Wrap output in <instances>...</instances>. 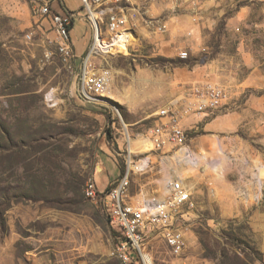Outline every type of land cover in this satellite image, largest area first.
I'll list each match as a JSON object with an SVG mask.
<instances>
[{
	"label": "rangeland",
	"instance_id": "rangeland-1",
	"mask_svg": "<svg viewBox=\"0 0 264 264\" xmlns=\"http://www.w3.org/2000/svg\"><path fill=\"white\" fill-rule=\"evenodd\" d=\"M64 2L76 13L79 49L89 35L86 10ZM41 3L0 0V264H123L112 254L121 231L84 185L92 179L104 191L124 166L126 133L130 142L144 135L160 108L203 81L227 89L229 105L188 117L185 146L141 155L130 145L133 162L144 164L130 176L132 202L162 198L176 179L191 193L177 216L182 252L153 232L143 259L264 264V0H133L132 45L94 60L110 75L99 103L78 92L87 45L74 49L70 68ZM52 9L64 13L56 2ZM194 157L203 162L191 164Z\"/></svg>",
	"mask_w": 264,
	"mask_h": 264
},
{
	"label": "built area",
	"instance_id": "built-area-1",
	"mask_svg": "<svg viewBox=\"0 0 264 264\" xmlns=\"http://www.w3.org/2000/svg\"><path fill=\"white\" fill-rule=\"evenodd\" d=\"M41 2L38 13L48 20L55 33L56 49L62 60L71 68L76 56L72 49L69 30L76 15L65 11L63 14L54 12L50 3ZM80 2L86 10L84 19L89 29V38L85 54L79 59L78 92L84 102L99 103L107 94L110 75L107 70L97 68L94 60L97 56L112 54L109 50L116 43H127V49L132 45L135 39L131 13L135 7L133 0H80ZM108 4H112L113 7H108ZM158 29L165 31V24ZM179 57L186 60L188 52L180 51ZM229 101V92L218 83L203 81L190 84L179 96L156 112V123L140 136L142 143L137 147V152L141 155H165L182 148L188 140L184 128L188 117L201 119L225 108ZM126 142L127 152L122 177L114 186L105 188L104 191L98 190L94 180L90 179L84 185V196L89 200L100 201L105 214L120 229L122 238L112 254L123 264H131L132 251H135L140 262L145 264L141 246L146 234L153 232H158L162 236L172 254L179 255L185 242L177 225V216L182 208L191 206V193L181 180L176 179L167 183L162 198L152 196L132 202L128 196L130 176L138 172L144 164L133 162L134 151L130 149V138L127 133Z\"/></svg>",
	"mask_w": 264,
	"mask_h": 264
},
{
	"label": "crops",
	"instance_id": "crops-1",
	"mask_svg": "<svg viewBox=\"0 0 264 264\" xmlns=\"http://www.w3.org/2000/svg\"><path fill=\"white\" fill-rule=\"evenodd\" d=\"M41 1H46V2H48V3H50V6H51V9H52V3H58L59 4V6L65 11V12H71V13H73V14H75L76 15V13L74 12V11H72V10H70L68 7H67V5L65 4V2H64V0H53V1H47V0H41ZM80 1V0H79ZM53 10V9H52ZM54 12H57V11H55V10H53ZM58 13V12H57ZM85 16V15H84ZM84 16H82V21H83V23H85V19H84ZM73 24H74V20H73V23H72V27L70 28V30H69V36H70V40H71V45H72V49H73V51H74V49H75V51H76V53H82V51H83V48L87 45V42H88V39L86 40V42L85 43H83V45L78 49V47H77V45H76V42L74 41V38H73V36H72V28H73ZM86 24V23H85ZM88 38H89V35H88ZM75 53V52H74ZM76 56H77V54H76ZM198 119V118H197ZM215 177V176H214Z\"/></svg>",
	"mask_w": 264,
	"mask_h": 264
},
{
	"label": "trees",
	"instance_id": "trees-1",
	"mask_svg": "<svg viewBox=\"0 0 264 264\" xmlns=\"http://www.w3.org/2000/svg\"><path fill=\"white\" fill-rule=\"evenodd\" d=\"M123 173H124V166H123V164H122V167H120V168L118 169V171H117V178H115V180L112 181V184H109L107 188L114 186L115 183L117 182V180H118L120 177H122ZM107 217H108V216H107ZM108 218H109V217H108ZM109 221H110V219H109ZM120 262H121V261H120ZM136 263L139 264V263H140V259H139L138 255L136 254V252H135V251H132V260H131V264H136Z\"/></svg>",
	"mask_w": 264,
	"mask_h": 264
},
{
	"label": "bare ground",
	"instance_id": "bare-ground-1",
	"mask_svg": "<svg viewBox=\"0 0 264 264\" xmlns=\"http://www.w3.org/2000/svg\"><path fill=\"white\" fill-rule=\"evenodd\" d=\"M114 45H117V46H120V47H124V43H120V44H114ZM140 143H142L141 141H140V137L138 138V139H136V140H131V142H130V145H133V146H135L136 148L137 147H139L140 146ZM133 151V150H132ZM194 155H192L191 157H193ZM194 159V160H193ZM196 161L198 162V163H202L203 162V158L202 157H194V158H191L190 159V162H191V164H196ZM205 162V161H204ZM201 165V164H200Z\"/></svg>",
	"mask_w": 264,
	"mask_h": 264
}]
</instances>
